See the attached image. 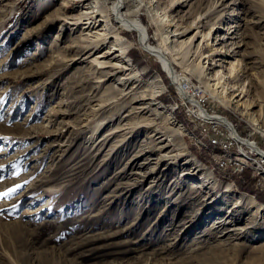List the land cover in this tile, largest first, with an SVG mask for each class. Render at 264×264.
Segmentation results:
<instances>
[{
  "label": "rangeland",
  "instance_id": "obj_1",
  "mask_svg": "<svg viewBox=\"0 0 264 264\" xmlns=\"http://www.w3.org/2000/svg\"><path fill=\"white\" fill-rule=\"evenodd\" d=\"M223 1L130 0L128 15L139 27L121 29L116 18L110 25L133 44L130 67L144 72L139 93L116 115L107 106L95 117L92 107L98 108V101L77 100L85 91L78 79L91 63L69 61L85 43L76 21L86 4L0 2V193L16 189L0 199V264H264V201L236 186L230 176L235 171L216 161L248 169L261 183L264 167L236 144L209 138L183 97H189L188 87L196 88L207 107L226 115L219 124L251 134L264 150V115L256 124L247 114L260 117L264 110V23L254 22L264 15L262 1ZM86 2L92 11L93 0ZM199 22L205 40L200 35L194 46L181 44L193 27L179 41L166 43L170 50L164 54L176 70L172 78L140 32L158 47L157 32L167 38L177 27ZM235 26L237 33L229 32ZM234 48L238 52L225 56ZM231 63L235 76L227 80L245 82L250 109L224 101L214 91L215 79L207 78L216 71L228 74ZM117 79L84 86H98L99 97L106 87H119ZM148 101L161 116L158 122L178 129L187 152L183 157L162 156L172 146L156 149L152 129L142 125L106 136L120 125L155 117L151 111L123 116ZM219 129L230 141V129ZM136 170L141 174H132ZM247 196L263 208L247 205ZM218 218L225 221L214 226Z\"/></svg>",
  "mask_w": 264,
  "mask_h": 264
},
{
  "label": "bare ground",
  "instance_id": "obj_2",
  "mask_svg": "<svg viewBox=\"0 0 264 264\" xmlns=\"http://www.w3.org/2000/svg\"><path fill=\"white\" fill-rule=\"evenodd\" d=\"M3 0H0L2 2ZM86 1L88 0H81L82 4L80 6H86L84 7L82 11L81 18L78 17L76 24L80 26L83 29V33L85 34V38H82L85 43L81 45L80 49L78 50V57L77 59H70L69 61L75 60V61H88L91 63L90 69L85 71V76L81 79H78V85L80 88H85V91L78 96L77 100L81 101H88L92 103L93 101H98L96 105H98V108H93V116L95 117L99 112L107 106L113 107V113L112 116L116 115L119 110L123 107H125V104H129L131 101H133L136 98V95L139 93V85L138 84L144 74L143 71H135L134 68L130 67L132 64V61L130 58H128L129 53L131 51L132 42L125 40L122 36V32L118 31V28L115 26L110 25L111 19L116 18L119 20V27H122L121 29L126 28H137L139 27L137 21L128 15V12L131 11V5L130 0H115V3L110 7H108L104 2H101V5H98L97 0H93L94 3L91 7V10L89 8V3ZM180 1V0H178ZM262 1V7L264 9V0ZM86 2V3H85ZM177 2V1H176ZM217 2H215L216 4ZM224 1L220 4H223ZM125 5L128 6V9H126L124 6L123 8H119V5ZM218 4V5H220ZM143 6L146 4H142ZM216 6V5H215ZM221 6V5H220ZM227 8V7H226ZM134 12V11H133ZM132 12V13H133ZM63 18V17H61ZM60 18V19H61ZM68 18V16H67ZM151 19L159 25V22H157V19L155 16H152ZM200 19V18H198ZM245 19V18H244ZM104 20V24L100 27H98L99 22ZM260 22L264 23V15L258 19L254 20V22ZM75 24V25H76ZM203 24V23H202ZM200 22L193 24L192 26L188 27H177L174 31H170V36L167 38H164V35H162L160 32H157V35L160 36V43L158 47H155L151 45L145 35L141 33V41L146 46L148 45L151 48V51L156 54L160 61L168 68V72L170 73L172 78L176 77L175 69L170 64L169 60L165 56V50H170L168 46H166L168 43L169 38L172 39V41H179V39L183 36H185L191 29L197 28L189 37L187 41H180L183 42L181 44L187 43L189 46L195 45V40L200 36V29L199 25H202ZM238 25V24H237ZM241 25V23H240ZM218 28V27H217ZM231 29V28H230ZM193 30V29H192ZM229 32L236 34V26L234 30H230ZM202 40H205L207 37V33H203ZM111 41V44L108 43ZM234 43V42H233ZM201 44V43H200ZM185 47V46H184ZM215 50V49H214ZM218 51V49H217ZM221 52V51H220ZM225 56L226 55H232L233 53L238 52L235 48L230 50H225ZM167 53V52H166ZM92 56V57H91ZM206 57V56H205ZM128 61V63H127ZM208 61V65H209ZM233 64L231 63V67L228 69V74H225L223 72L216 71L211 74V76H208V79H215L212 83V86H214V91L219 95L220 98H222L224 101L230 103H235L237 107H245L247 109H250L252 107V103H246L244 100V95L247 93V86L245 85V82H239V83H233L230 84L227 78L235 76ZM203 66V65H202ZM201 66V68H202ZM235 66V65H234ZM204 68V67H203ZM247 66L245 64L246 69ZM81 70V69H80ZM208 73V72H207ZM118 75V82L120 84L119 87L116 86H108L103 91L104 94L97 97L98 92L97 88L98 86L92 87V89L87 88V86H84V84H88L90 82L102 84L106 80H113ZM176 80V81H175ZM175 84L180 87L181 89L185 84H183L181 79H174ZM81 82V83H80ZM156 82V80H155ZM264 87V82H263ZM94 90V91H93ZM96 91V93H95ZM160 90H157L156 92H159ZM187 94L189 97H185L181 94V96L184 97V100L190 102H198L199 100L194 96L196 93L193 92V89L188 87L187 88ZM140 98H146V96H141ZM152 99H155L152 97ZM244 100V101H243ZM222 101V100H221ZM154 104L151 101L142 103L140 105L132 107V109L128 112V114L123 116H130V115H139L143 113L150 112L152 114H156L155 117L149 116V117H143L141 121L137 124V122L129 123L130 125L127 127H123L122 125L118 126L117 129H115L113 132H110L107 135L113 134L114 132H119L121 130H126V134L133 132L138 126L142 125L144 127H147L148 129H152L151 135L153 137V144L156 149H166L169 146H172L170 151L167 153V150L165 153H161L162 156L167 155L169 158L172 157H183L187 152H185L186 148L181 140H179V136L177 134L178 129L169 127L167 125L161 124V122H158V119H161V116H158V112L155 113V110L153 112L152 105ZM191 104V103H187ZM208 111L201 110L199 111L201 116L208 117V120L210 118H216L219 122L226 121V119H221L219 117H215L213 115H210L207 113ZM247 114H250V118L252 119L253 123L256 124L260 123V119L264 115V110L261 113V116L253 115L252 112H249L247 110ZM110 115V116H111ZM151 115V114H150ZM166 122V121H165ZM221 126H226L230 129V142L231 146L236 144L238 146V149L246 150V156L252 161H256L258 166L264 167V150L261 149L258 143H256L255 140L252 139V135L248 134L243 137L239 135V132L235 126L232 124L224 125L223 123L219 124V128ZM181 129V128H180ZM241 132V131H240ZM264 136V130L261 131ZM222 133V132H221ZM184 134V133H180ZM223 135V133H222ZM105 138V137H104ZM104 138L99 139L100 144L102 141H104ZM226 138V137H225ZM125 140V139H124ZM214 140V139H212ZM218 142H222L221 140H218ZM229 144V143H225ZM247 145V146H245ZM244 155V156H245ZM188 159L186 158L184 164H186ZM146 163V162H145ZM147 164V163H146ZM134 169V168H132ZM121 170L120 172H123ZM132 174H141V172L133 171ZM261 184V182H258ZM194 189L200 188V185L192 186ZM248 197L247 205H250V207H257L258 210L263 208L261 204L257 203L255 200L252 199V197ZM225 221L224 218H218L214 221V226H216L219 223H222ZM232 222L231 219L227 220L226 222ZM216 223V224H215ZM230 230H236L231 228ZM240 230H244V228H240Z\"/></svg>",
  "mask_w": 264,
  "mask_h": 264
},
{
  "label": "built area",
  "instance_id": "obj_3",
  "mask_svg": "<svg viewBox=\"0 0 264 264\" xmlns=\"http://www.w3.org/2000/svg\"><path fill=\"white\" fill-rule=\"evenodd\" d=\"M195 91H196V88H195ZM194 96L199 100L198 102L186 101V103H191V105L194 107V116H195V118L199 122H203L205 124V133L211 139L221 140L223 143H229L230 145H232L231 142L228 141L225 138L224 135H222L221 130L219 129V121L216 118H210L208 120V117L201 116L200 113H199V111L201 110V108H203V110L208 111L207 112L208 114L213 115L215 117H219V118L225 117V119H226V115L225 114H222L221 112H218L215 108L207 107L206 103L204 101H201V99H199V96H198L197 93ZM239 133L243 137V131L241 130V132H239ZM245 146H247V145H245ZM221 162H222V165H218L219 162L216 161V165L218 167L219 166H222V168H226L228 170L242 171V170H239L238 168H228V162H225V161H222V160H221ZM250 176L253 178V181L254 182H259V181H256V179H255L254 176H252V175H250ZM262 187H264V183H261V188Z\"/></svg>",
  "mask_w": 264,
  "mask_h": 264
},
{
  "label": "trees",
  "instance_id": "obj_4",
  "mask_svg": "<svg viewBox=\"0 0 264 264\" xmlns=\"http://www.w3.org/2000/svg\"><path fill=\"white\" fill-rule=\"evenodd\" d=\"M230 176L240 189L249 191L253 193L257 199L264 201V190L259 189L253 184V178L250 176V171L248 169L232 172Z\"/></svg>",
  "mask_w": 264,
  "mask_h": 264
},
{
  "label": "snow or ice",
  "instance_id": "obj_5",
  "mask_svg": "<svg viewBox=\"0 0 264 264\" xmlns=\"http://www.w3.org/2000/svg\"><path fill=\"white\" fill-rule=\"evenodd\" d=\"M19 187H21V186H17V188H19ZM16 191V189L15 188H13V189H9L8 191H6V192H2V193H0V199H2V198H4V197H7V196H9V195H11L12 193H14Z\"/></svg>",
  "mask_w": 264,
  "mask_h": 264
}]
</instances>
